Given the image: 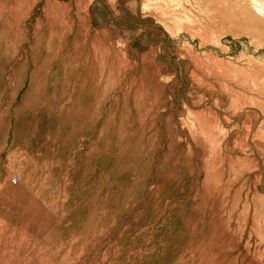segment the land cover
I'll return each mask as SVG.
<instances>
[{
	"label": "rangeland",
	"instance_id": "374dc122",
	"mask_svg": "<svg viewBox=\"0 0 264 264\" xmlns=\"http://www.w3.org/2000/svg\"><path fill=\"white\" fill-rule=\"evenodd\" d=\"M0 264H264V0H0Z\"/></svg>",
	"mask_w": 264,
	"mask_h": 264
}]
</instances>
